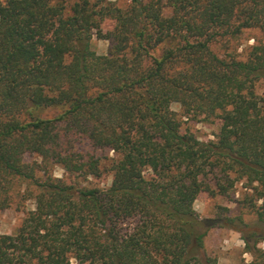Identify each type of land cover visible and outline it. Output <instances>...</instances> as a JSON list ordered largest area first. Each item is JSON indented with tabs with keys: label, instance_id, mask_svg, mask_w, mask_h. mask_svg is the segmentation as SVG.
<instances>
[{
	"label": "trees",
	"instance_id": "1",
	"mask_svg": "<svg viewBox=\"0 0 264 264\" xmlns=\"http://www.w3.org/2000/svg\"><path fill=\"white\" fill-rule=\"evenodd\" d=\"M68 2L0 0V209L16 197L36 205L0 231V264H217L208 231L241 228L202 218L201 192L245 179L264 222V0ZM247 28L263 37L246 59L213 50ZM94 34L111 40L108 53ZM173 102L220 119L217 139L183 131ZM55 164L84 178L111 171L112 183L66 182ZM243 238L248 264H264L261 239Z\"/></svg>",
	"mask_w": 264,
	"mask_h": 264
},
{
	"label": "rangeland",
	"instance_id": "2",
	"mask_svg": "<svg viewBox=\"0 0 264 264\" xmlns=\"http://www.w3.org/2000/svg\"><path fill=\"white\" fill-rule=\"evenodd\" d=\"M68 1L70 5L75 0ZM112 1L121 7H127L130 3V0ZM114 25L115 21L112 18H106L101 23V27L105 33L112 30ZM262 37L263 35L259 28H247L238 37L230 39L228 44L225 43V40H219L212 44V48L220 56L229 57L233 54L239 59H246L248 46L253 44L256 39ZM110 45V39L100 38L97 34H94L92 46L97 53H108ZM171 108L181 118L183 131L193 132L203 141L217 139V133L221 124L220 119L204 120L201 117L185 115L179 102H173ZM59 111L58 108H51L48 110L47 116L54 117ZM97 153L98 155L106 154V151L98 150ZM109 155H112V152H109ZM25 160L29 163L35 161L40 163L41 157L37 154H27ZM51 172L66 182L81 181V183L90 186L108 187L113 179L111 171L105 170L100 177L89 176L88 178H84L83 176H78L76 173L65 171L59 164L52 165ZM146 173L148 174L149 171ZM25 189H27L26 184L16 187V191H24ZM254 203H258L256 205H259L261 201L256 199L254 190L245 179L237 181L227 194H211L207 191L199 194L195 201V208L202 218L224 219L229 216L235 217L238 218L236 225L241 228V231L222 225L210 228L205 238L204 252L208 256L216 257L217 264H248L254 259L253 254L247 251L246 242L243 238L244 235H248L251 242H254L256 238H260L258 247L264 251V222L260 221L258 213L253 206ZM35 206L34 198L22 200L20 197H16L10 207L0 209V231L3 233L15 232L21 225L25 212L35 208ZM239 218L242 219L243 223L240 222ZM71 264L80 263L76 258H72Z\"/></svg>",
	"mask_w": 264,
	"mask_h": 264
}]
</instances>
